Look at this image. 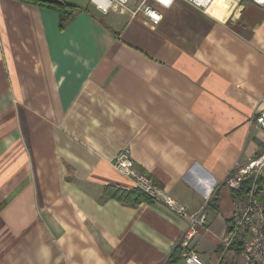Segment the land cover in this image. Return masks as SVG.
<instances>
[{"label":"crops","instance_id":"obj_1","mask_svg":"<svg viewBox=\"0 0 264 264\" xmlns=\"http://www.w3.org/2000/svg\"><path fill=\"white\" fill-rule=\"evenodd\" d=\"M146 4L158 23L83 6L61 27L54 7L0 0V264H186L188 218L105 193L133 186L113 166L126 148L190 213L204 208L190 247L220 264L226 179L264 143V5Z\"/></svg>","mask_w":264,"mask_h":264},{"label":"built area","instance_id":"obj_2","mask_svg":"<svg viewBox=\"0 0 264 264\" xmlns=\"http://www.w3.org/2000/svg\"><path fill=\"white\" fill-rule=\"evenodd\" d=\"M95 6L107 13L111 8L121 6L127 8L133 16L142 14L150 22L158 23L162 15L152 6L146 4V0L132 9L127 6L129 0H91ZM196 6L204 12H208L212 6L217 8H228L238 5L243 0H184ZM255 3L264 5V0H253ZM258 128L264 132V108L255 115ZM114 168L123 177L128 178L134 188L139 189L155 201H162L177 214L188 218L189 225L181 240L183 248L182 255L186 264H203L200 254L190 247L192 238L206 226L207 213L204 208L195 213H190L182 206L159 182L149 174L139 171L130 156L128 148L118 153L113 161ZM255 172V179L251 189L234 197L235 215L225 236L224 243L228 246L236 237H241L244 241L243 258L244 264H264V204L256 196V182L264 177V143L260 153L250 162L242 167H238L231 173L226 183L235 191L242 188L245 177Z\"/></svg>","mask_w":264,"mask_h":264},{"label":"trees","instance_id":"obj_3","mask_svg":"<svg viewBox=\"0 0 264 264\" xmlns=\"http://www.w3.org/2000/svg\"><path fill=\"white\" fill-rule=\"evenodd\" d=\"M29 3L44 5L48 7H54L60 11L61 27H63L74 15L78 12L83 11L84 8L81 5L71 3L66 0L50 1V0H24ZM255 179V172L244 178L242 182V188L238 191L234 190V197L239 194L248 192L251 189L252 183ZM257 192L256 196L264 204V177H261L257 182ZM105 193L111 194L117 197L119 200L132 205H137L142 202H153L154 200L146 195L144 192L140 191L134 186L131 187H119V186H108L105 188ZM177 255L181 254L183 249L179 246ZM244 251V241L241 237H236L232 243L228 245L225 255L220 261V264H237L236 257L240 256Z\"/></svg>","mask_w":264,"mask_h":264},{"label":"rangeland","instance_id":"obj_4","mask_svg":"<svg viewBox=\"0 0 264 264\" xmlns=\"http://www.w3.org/2000/svg\"><path fill=\"white\" fill-rule=\"evenodd\" d=\"M66 1H69V2L74 3V4H78L81 6H90V7L95 6V4L91 0H66Z\"/></svg>","mask_w":264,"mask_h":264},{"label":"bare ground","instance_id":"obj_5","mask_svg":"<svg viewBox=\"0 0 264 264\" xmlns=\"http://www.w3.org/2000/svg\"><path fill=\"white\" fill-rule=\"evenodd\" d=\"M224 12V11H223Z\"/></svg>","mask_w":264,"mask_h":264}]
</instances>
